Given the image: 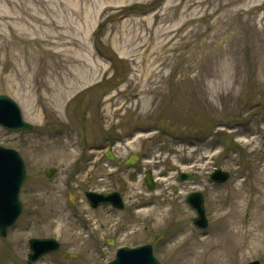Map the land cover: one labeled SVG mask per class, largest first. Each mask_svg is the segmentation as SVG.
I'll return each mask as SVG.
<instances>
[{"label": "rangeland", "instance_id": "rangeland-1", "mask_svg": "<svg viewBox=\"0 0 264 264\" xmlns=\"http://www.w3.org/2000/svg\"><path fill=\"white\" fill-rule=\"evenodd\" d=\"M0 95L33 127L0 126L26 171L0 264H28L33 237L59 248L31 264L145 243L162 264H264V0H0ZM87 190L118 191L123 209Z\"/></svg>", "mask_w": 264, "mask_h": 264}, {"label": "water", "instance_id": "water-1", "mask_svg": "<svg viewBox=\"0 0 264 264\" xmlns=\"http://www.w3.org/2000/svg\"><path fill=\"white\" fill-rule=\"evenodd\" d=\"M0 122L11 128L29 129L30 125L25 123L21 117L20 110L16 103L6 96L0 95ZM111 157L110 155H108ZM216 176V175H215ZM25 178L24 163L17 151L0 147V234L5 235L7 228L11 226L21 212V203L18 200L20 186ZM146 181L149 188H152L149 172ZM86 197L91 206L95 207L100 203L112 204L122 207L121 198L118 193L97 194L86 192ZM188 202L197 210L199 219L196 224L202 225L204 211L201 196L193 194L188 197ZM29 246L31 253L28 261H33L42 254L57 249L58 243L54 239H30ZM107 264H159L152 256L149 245L129 249L119 248L114 260Z\"/></svg>", "mask_w": 264, "mask_h": 264}, {"label": "bare ground", "instance_id": "bare-ground-1", "mask_svg": "<svg viewBox=\"0 0 264 264\" xmlns=\"http://www.w3.org/2000/svg\"><path fill=\"white\" fill-rule=\"evenodd\" d=\"M263 222H264V219H263ZM214 238H215V241H216L217 238H216V237H214ZM256 238H257L258 240H261V239L263 238V235H257Z\"/></svg>", "mask_w": 264, "mask_h": 264}]
</instances>
